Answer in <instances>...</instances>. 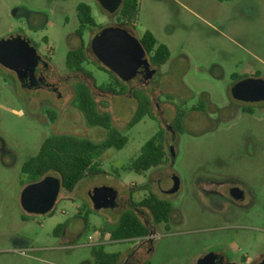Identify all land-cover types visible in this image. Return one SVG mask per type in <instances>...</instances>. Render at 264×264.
Returning <instances> with one entry per match:
<instances>
[{
    "label": "rangeland",
    "instance_id": "1",
    "mask_svg": "<svg viewBox=\"0 0 264 264\" xmlns=\"http://www.w3.org/2000/svg\"><path fill=\"white\" fill-rule=\"evenodd\" d=\"M80 3L90 6L95 21L82 37L88 53L82 67L91 80L65 69ZM31 12L46 17L37 16L35 23ZM104 14L99 0H0V39L30 34L42 49L53 52V64L66 74L61 97L40 101V91L23 88L0 66V264H95L92 248L103 242L104 251L122 257L136 250L142 257L148 250L142 260L149 264H197L210 252L221 254L225 264H259L264 260V103L252 115L242 112L229 97V85L245 75L264 79V0H138L128 31L139 39L148 30L170 52L146 83L135 77L117 85L98 67L90 37L117 24L118 12L110 19ZM29 21L44 28L29 33ZM77 83L90 89L98 111L111 116L112 127L127 143L103 152L100 174L82 179L71 192L61 188L49 214L28 213L20 203L28 184L21 166L45 138L71 134L99 142L106 136V130L87 126L74 108ZM92 83L122 88L121 94L103 93ZM136 89L149 97L151 115L128 127L137 108ZM178 115L181 131L172 132ZM161 129L174 156L168 150L169 159L159 167L140 174L131 170L143 144ZM174 177L178 190L163 194ZM217 181L237 185L244 199L226 203L211 196ZM96 187L113 189L119 207L95 210L89 193ZM226 188L217 193L226 195ZM149 193L171 204L167 223L152 224L147 210H135L133 205ZM123 211L138 214L149 228L142 243L109 239L107 229Z\"/></svg>",
    "mask_w": 264,
    "mask_h": 264
},
{
    "label": "trees",
    "instance_id": "2",
    "mask_svg": "<svg viewBox=\"0 0 264 264\" xmlns=\"http://www.w3.org/2000/svg\"><path fill=\"white\" fill-rule=\"evenodd\" d=\"M138 8V0H122L120 10L117 15L118 26L128 30L134 24ZM78 20L80 23V33L87 26H95L91 15V8L85 3L77 6ZM142 47L151 53L150 63L154 67H159L167 62L170 56L168 47L163 43H158L155 36L148 30L144 31L138 39ZM88 61L87 47L81 42L77 51H70L66 55V67L70 71L75 69L80 74L91 80V73L82 67V64ZM98 67L107 72L115 81V84L121 80L110 72L103 65ZM95 88L103 93L121 94L122 88L115 91L110 85H101ZM133 97L136 100L137 108L128 127H132L144 116L151 115V101L149 97L136 89ZM83 116L84 121L89 127H99L106 130V136L102 141L95 142L85 137H77L71 134L52 135L43 140L37 154L27 159L21 166V173L26 176L28 183L35 182L53 172L58 175L61 181V188L71 192L76 184L86 177H91L101 173L98 159L103 152L113 147L121 149L127 143V137L112 127L111 116L106 112H99L97 103L93 98L90 89L77 83L75 94L72 101ZM50 119L54 120L55 114L47 112ZM174 124L176 126H174ZM172 128L175 132H180V115L175 119ZM168 148L165 144L164 129L158 131L154 136L147 140L140 149L139 155L131 162L130 169L136 173H144L159 167L168 160ZM136 206L145 208L151 216L153 224L167 223L171 212V204L165 200L149 193ZM110 239L115 241L133 240L135 238H144L150 235L149 228L132 212L124 211L120 214L117 224L109 231ZM92 256L95 264H120L121 253H108L102 246L92 248ZM143 264H149L145 261Z\"/></svg>",
    "mask_w": 264,
    "mask_h": 264
},
{
    "label": "water",
    "instance_id": "3",
    "mask_svg": "<svg viewBox=\"0 0 264 264\" xmlns=\"http://www.w3.org/2000/svg\"><path fill=\"white\" fill-rule=\"evenodd\" d=\"M90 49L95 58L116 75L121 81L127 82L135 78L140 69L145 71L148 79L152 78L156 69L149 63L147 52L125 28L109 26L98 31L90 42ZM32 51L30 41L26 36H9L0 40V65L14 69L23 66L30 61ZM244 90L246 96H241L239 90ZM235 98L247 100L249 93H257L255 99H264V80L261 78H246L239 81L232 88ZM172 156L173 148L170 147ZM179 181L173 178V186L170 192L178 190ZM61 189V181L58 177L46 175L38 181L28 183L21 191L20 203L22 208L32 214L45 215L54 207ZM234 191L238 189L234 188ZM115 194V191L107 187H96L90 191L89 196L94 202L95 209L106 207V194ZM241 192L234 194L239 198ZM114 198V197H113ZM111 198L110 200H112ZM108 200V199H107ZM215 254L208 253L201 257L197 264H214ZM264 264V260L260 263Z\"/></svg>",
    "mask_w": 264,
    "mask_h": 264
},
{
    "label": "flooded vegetation",
    "instance_id": "4",
    "mask_svg": "<svg viewBox=\"0 0 264 264\" xmlns=\"http://www.w3.org/2000/svg\"><path fill=\"white\" fill-rule=\"evenodd\" d=\"M99 1L101 2L102 9L105 11L104 15H106V17L108 19H110L109 16L113 15V13L119 12L120 7H121V3H122V0H99ZM77 6L75 9V19L77 20V27L74 29L73 33L70 35L71 40L68 44L67 53L70 51H77L79 49L81 42H82L83 33H84V32L80 33V23L78 20ZM30 14H31V16H34V22L35 23L37 22V19H38L37 16L42 15V16L46 17L45 13H42V12H31ZM91 15H92V13H91ZM116 21H117V17H116ZM34 22L32 23L29 21L26 25V29L29 33L37 32L38 27H39V29L44 28L43 24H39V26L37 27ZM109 26H118V22L115 25H105L104 27H101L97 31L93 32L92 36L90 37L89 43L91 42V39L93 38V36L98 31H100L101 29H103L105 27H109ZM88 27H94V26H88ZM90 33H92V32H90ZM18 35L26 36L29 39L30 48L32 51V57L30 58V61L23 66H17L14 69H8V68H6V69H8L13 74L14 78L19 82V84H21V86L23 88L28 89V90H33V91H40L41 93L38 95V98L40 101H48L52 95H56L57 97H61L60 91L63 89L61 86L63 83V78L66 77V74L65 75L61 74L60 71L57 69V67L53 64V62H52L53 52L51 50L42 49L41 46L32 39L30 34L28 35L27 33L23 32V33H18L17 35H13V36H18ZM3 39H5V38H3ZM43 43L44 44L48 43L47 37H43ZM86 47H87V45H86ZM89 47H90V44H89ZM67 53H66V55H67ZM149 63H150V61H149ZM154 68L156 69V67H154ZM65 69L67 72L73 73L75 76H77V74L80 73L76 69L74 71L68 70L66 67V63H65ZM136 77H140L139 79H142V78L145 79V83L151 79V78L148 79L146 77L145 71L143 69L139 70ZM246 78H261V77L259 75L251 74V75H245V76H242L241 78H237V79L233 80L231 82V84L229 85V97L232 100L236 101L237 105L240 106V110L242 112L252 115L255 112L257 105L260 103H264V99H255L253 97L257 96L258 94L257 93L256 94L255 93H249V95H247L248 99L242 100V99L235 98L233 96V93H232L233 86L235 84H237L239 81L246 79ZM261 79H263V78H261ZM145 83H143V84H145ZM238 94H240L241 96H246V93L242 89L239 90ZM171 128H168V129H171ZM172 132H175V131L172 130ZM169 149H170V145L168 147V150ZM157 185L159 186L160 183H158ZM214 186L215 187L213 190H211L210 195L217 197V199H223V201H225L226 203L234 202V201H241L245 197L244 192L237 185H234V184L230 185V184H227L226 182L224 183V182H218L217 181V183H215ZM216 187H218V188H216ZM222 187H227L225 190L226 195H223L222 192L217 193L219 191V189ZM234 188L238 189V191L241 192V195L239 198L234 197V194H236L238 192L237 190L234 191L233 190ZM171 189H172V187H171ZM171 189H168L167 191L161 190V192L163 194L164 193L165 194L174 193V192H170ZM145 197H143V198H145ZM156 197H158V196H156ZM105 198H106V207H102V208L119 207V200H118L116 193L114 195L112 193H107ZM111 198H113V199L110 200ZM158 198H160V197H158ZM90 201L93 205V208L95 209L94 202L92 201L91 198H90ZM136 205H133V206H134L135 210L137 211V210H139L140 207H138ZM102 208H100V209H102ZM100 209H95V210H100ZM143 209H145V208H143ZM117 222H118V220H117ZM107 230H108V234H109L110 229L108 228ZM148 237L149 236L144 237V238H135L133 240H137L138 243H142ZM109 239H110V234H109ZM112 241H115V240H111V242ZM130 241H132V240H130ZM103 243H97V246H102ZM144 251H145V254H144L145 256H142V257H140V254L141 255H143V254L138 250H136L134 253L127 254L125 257H122V255H121V260H120L121 263L120 264H124L131 256L133 258V255H135V256L138 255L139 257L136 256L138 261H140V260L142 261V259L147 257L146 255H149V253H150L148 250H144ZM213 253L215 254L214 264H225V258L221 254L215 253V252H213ZM207 254H205L204 256H206ZM204 256H202V257H204ZM136 260L134 259V261H136ZM143 261L145 262L146 260H143Z\"/></svg>",
    "mask_w": 264,
    "mask_h": 264
},
{
    "label": "crops",
    "instance_id": "5",
    "mask_svg": "<svg viewBox=\"0 0 264 264\" xmlns=\"http://www.w3.org/2000/svg\"><path fill=\"white\" fill-rule=\"evenodd\" d=\"M143 263H144L143 260L139 262V264H143ZM124 264H135L132 256Z\"/></svg>",
    "mask_w": 264,
    "mask_h": 264
}]
</instances>
